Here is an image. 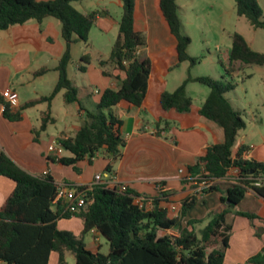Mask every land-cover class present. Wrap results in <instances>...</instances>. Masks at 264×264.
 <instances>
[{"label": "trees", "instance_id": "trees-1", "mask_svg": "<svg viewBox=\"0 0 264 264\" xmlns=\"http://www.w3.org/2000/svg\"><path fill=\"white\" fill-rule=\"evenodd\" d=\"M80 1L83 0H0V31L31 20L42 22L54 17L62 24V37L67 45L56 68L59 79L53 93L31 100L18 109L4 102V116L10 121H21L26 109L39 104L48 103L50 106L61 91H65L67 104H81L79 89L68 72L73 61L72 46L77 41L89 42L98 12L78 11L73 4ZM178 1L156 0L155 3L164 26L177 42L173 49L178 57L175 68L185 62L195 67L199 59L188 53L191 38L183 32ZM234 1L239 17L246 18L254 29L264 30L261 0ZM121 2L123 13L118 23L119 35L110 56L98 59L103 75L114 80L118 87L102 93L96 110L87 111L88 120L74 137L59 139L63 150L71 157H59L58 162L73 167L76 172L80 171L78 163L91 162L103 155L110 161L106 173L112 175L113 164L122 157L126 146L123 121L115 116L113 108L123 102L141 108L147 96L153 66L150 58L140 55L146 39L135 26L136 0ZM231 40L228 60L222 63L227 76L233 78L240 69L239 65L264 67V53L255 51L243 35L234 33ZM90 63L89 55L82 56L79 70L86 72ZM48 71L43 68L37 75ZM190 83L210 89L199 113L219 125L225 134L223 143L209 146L206 155L189 167L191 176L213 182L204 191L208 195L220 191L216 182L226 178L231 170L239 171L236 183L228 187L220 198L223 210L210 213L208 223L197 229V225L204 224L205 220H189L184 225L188 212L199 202L195 195L182 202L177 217H171L168 209L161 205L162 202L169 203L165 192L153 200L151 209H145L135 204L136 198L145 196L130 189L122 191L118 187L109 188L101 184L94 186L89 193L93 200L91 205L75 212L65 207L54 210L59 186L53 177L33 176L0 153V176L15 184L12 195L0 209V264H49L52 253L58 255L59 264H65L67 252L75 256V264H224L232 231L229 216L241 215L251 220L259 218L255 214L237 212L236 208L249 190L264 199V162L244 159L242 155L249 147H241L237 157L233 158L238 135L246 128L241 113L226 97L237 87L233 81L189 76L174 92L164 91L160 95L161 108L166 112L190 113L194 104L187 91ZM50 122L54 119L49 109L43 116L41 129L45 131ZM160 125L169 129L171 123L161 120L157 123ZM257 182L260 184L256 185ZM72 216L80 217L84 222L80 236L58 228L60 219ZM93 230L108 241V254L87 248L85 237ZM170 231H175L176 235ZM247 264H264V247Z\"/></svg>", "mask_w": 264, "mask_h": 264}, {"label": "crops", "instance_id": "crops-1", "mask_svg": "<svg viewBox=\"0 0 264 264\" xmlns=\"http://www.w3.org/2000/svg\"><path fill=\"white\" fill-rule=\"evenodd\" d=\"M155 1L136 0L135 26L146 39V45L140 49V55L151 59L152 74L147 96L141 108L126 102L113 108L115 116L123 121L126 146L122 150V157L113 164L110 179L118 185H127L128 189L152 201L160 198L162 192L167 193L169 203L162 202L161 205L168 209L171 217L179 215L184 200L193 195L197 196L199 202L188 212L184 220L186 225L189 220L206 221L210 213L224 209L220 198L228 187L236 183L237 172L231 170L226 178L216 182L220 191L208 195L201 190L200 177H191L189 167L206 155L209 146L223 143L225 134L219 125L199 113L210 91L201 106L194 103L192 111L188 114H179L176 111L166 112L161 108L160 95L167 89L157 72L158 70L170 72L177 69L175 66L178 63V57L173 52L177 42L164 26ZM97 12L95 26L100 24L106 32L118 28L117 39L119 21L113 19L107 11H103V14L100 11ZM252 29L257 36L259 30L253 27ZM242 35L245 37L244 34ZM246 40L255 51L264 53L254 47L255 41L251 42L247 38ZM66 46V41L62 37V24L54 17H48L42 22L31 20L23 25L0 31V153L7 155L17 166L33 176L48 173L58 186L90 188L94 184L96 175L107 174L106 169L110 161L103 155H99L91 162L78 163L80 171L76 172L73 167L64 166L58 162L59 157H71L70 153L63 150L61 155H58L50 150V147L59 139L74 137L87 122V111L96 110L102 93L107 89L118 87L114 80L103 75L98 66V59L102 56L108 58L111 53L108 57L99 54L95 59L88 51L89 42L77 41L72 46L73 61L68 72L74 85L79 89L81 104H67L64 99L65 91H61L50 106L48 103H43L26 109L21 121L13 122L4 116L6 101L2 93L7 89L18 94L19 104L13 107L17 109L31 100L50 96L53 93L59 79L56 68L65 53ZM229 51L224 56L226 60H228ZM85 55L91 57V63L87 66L86 72H81L79 61ZM186 63L190 66L189 62H185L178 68L185 67ZM239 67V71L234 76L240 77L244 74L243 89L246 93L248 88L244 86L245 81L252 80L256 71L261 73L260 90L264 89V67L241 65ZM43 68L49 71L43 75H37V72ZM77 78L82 80L80 86L75 81ZM189 95L191 96L190 93ZM149 99L156 105L153 117L149 113ZM249 107L253 121L252 129L248 130L246 125V128L240 131L233 149V158L237 157L241 147H249L243 153V158L264 162V96L258 104L250 103ZM49 109L54 122H50L43 131L41 129L43 116ZM150 119L155 123H152ZM161 120L169 121L170 128L164 129V125L157 126ZM242 132V139L239 140ZM14 189L15 184L12 180L0 176V209ZM69 206L70 203L65 198L56 200L53 204L54 210L62 207L68 209ZM236 211L255 214L259 218L251 220L241 215L229 216L228 223L232 226V231L224 264H247L264 247V199L249 190ZM76 219H79L81 223L75 224L79 233L74 234L80 236L84 225L80 217L60 219L57 222L58 228L62 224L67 226L70 223V226L62 231L71 230L75 228L72 224ZM205 225L206 223L197 225V229ZM170 234L176 235V232L170 231ZM89 235L92 236V242L87 244L85 241L87 248L92 252H101L102 237L95 230L87 236ZM69 255L73 257L75 264V256L70 252L65 255V264H68ZM52 263L59 264L56 253H52L50 257L49 264Z\"/></svg>", "mask_w": 264, "mask_h": 264}, {"label": "rangeland", "instance_id": "rangeland-1", "mask_svg": "<svg viewBox=\"0 0 264 264\" xmlns=\"http://www.w3.org/2000/svg\"><path fill=\"white\" fill-rule=\"evenodd\" d=\"M73 5L82 13L94 11L102 13L107 11L113 19L118 21H120L123 13L121 0H83ZM178 6L183 32L191 38L188 53L190 56L198 58L199 63L195 67H190L186 63L185 67L177 68L170 72L158 70L157 75L165 82V89L169 92H174L189 76L193 78L211 77L217 81L231 80L237 84V87L234 91L228 93L226 97L233 107L241 113L248 130H251L253 121L249 113L250 103L258 104L259 100L264 96V92H262L264 89L260 90L259 86L261 84V73L256 71L252 80L245 81L244 86L248 88V93H246L245 89H243L244 74L240 77L234 76L231 78L226 75L222 63L227 61L224 56L232 46L230 35L234 33L244 34L249 41H255L253 43H255L254 47L256 49L264 52V31L259 30L258 35L255 36L249 21L244 17H238L236 14V3L234 0H179ZM260 6L264 14V0L260 1ZM117 31L118 28L106 32L101 28L100 24L94 26L90 34L88 47V51L93 58L97 59L99 54H103L106 57L109 56L115 44ZM76 58L78 57L76 56ZM77 74L80 77V74ZM75 81L78 86L82 83L80 78ZM187 91L193 97L195 105L201 106L210 89L198 83H190L187 86ZM148 105L150 116L153 117L156 105L151 99H149ZM261 109L263 108L261 107ZM152 123L155 122L153 121ZM243 132L239 140L242 139ZM209 220L210 218L208 217L204 223H208ZM65 222L68 223V221ZM77 223L80 224L81 221L79 219L74 220L72 226L74 227ZM69 224L67 226L62 224L59 229L68 228ZM77 225L75 228L66 231H73L72 233L78 234ZM85 241L87 244L91 243L92 236H87ZM108 252L109 243L102 237L101 253L108 254ZM68 264H74V259L71 255L68 257Z\"/></svg>", "mask_w": 264, "mask_h": 264}, {"label": "built area", "instance_id": "built-area-1", "mask_svg": "<svg viewBox=\"0 0 264 264\" xmlns=\"http://www.w3.org/2000/svg\"><path fill=\"white\" fill-rule=\"evenodd\" d=\"M98 93V91L96 92ZM2 97L6 102H8L12 107H17L19 104V96L16 92H14L11 89H7L2 93ZM50 150L56 152L58 155H61L63 152V148L61 144L58 142L53 143V145L50 147ZM237 176L239 171H237ZM181 173H183V170H181ZM48 173H44L42 176H46ZM192 177V176H191ZM190 177V178H191ZM109 174H98L95 176L94 184L92 187L87 188H73L70 186H59L58 188V195L56 200H60L62 198H65L70 203L69 209L72 212H75L77 209L81 207H86L88 205H91L93 203V200L89 198V193L92 191L93 187L96 185H106L109 188H115L118 187L122 191H127L128 186L127 185H118L114 181L110 179ZM260 182H257L256 185H259ZM202 191L204 192L207 190L211 185H213V182H208L206 180H202ZM135 204L138 205L140 208L145 209H151L153 207V201L146 197H138L135 199Z\"/></svg>", "mask_w": 264, "mask_h": 264}]
</instances>
